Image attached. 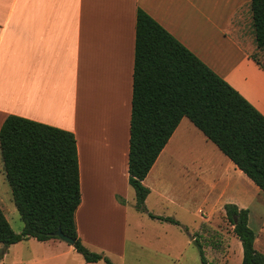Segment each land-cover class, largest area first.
Wrapping results in <instances>:
<instances>
[{"label": "crops", "instance_id": "1", "mask_svg": "<svg viewBox=\"0 0 264 264\" xmlns=\"http://www.w3.org/2000/svg\"><path fill=\"white\" fill-rule=\"evenodd\" d=\"M250 3L0 0V129L9 115H17L74 133L82 195L76 225L89 250L117 257L115 263L130 264L126 230L136 195L128 182V154L137 10H144L264 115V68L254 59L258 49ZM186 120L175 137L181 138ZM172 138L144 181L151 191L145 206L148 213L159 217L169 216L158 214L150 205L169 202L162 159H167ZM211 151L222 165L209 170L210 179L204 184L208 193L217 192L218 201L228 197L225 204L243 209L231 189L245 175L218 148L211 147ZM133 191L132 203L127 198H132ZM118 197L127 201L125 205ZM120 215L124 224L121 238L113 235L114 221ZM144 215L149 221H144L142 232L149 251L161 254L159 264H178L182 242H168L167 237L179 226ZM237 240L240 262L243 248ZM23 242L0 245V264H7L12 250L18 253L16 264H106L87 263L60 239ZM23 244L30 245L28 251ZM168 248L175 253L165 254Z\"/></svg>", "mask_w": 264, "mask_h": 264}, {"label": "trees", "instance_id": "2", "mask_svg": "<svg viewBox=\"0 0 264 264\" xmlns=\"http://www.w3.org/2000/svg\"><path fill=\"white\" fill-rule=\"evenodd\" d=\"M258 53L264 52V0H251ZM259 54H257L259 56ZM254 56L264 68V62ZM187 118L264 193V115L228 82L144 10H137L133 92L128 154L129 185L136 208L152 219L180 225L170 217L148 213L150 189L144 181ZM0 155L14 205L24 223L16 233L0 206V245L10 247L34 238L58 239L59 229L87 263L117 264L105 253L89 250L78 235L81 205L79 154L74 133L17 115L0 129ZM121 204L125 200L118 197ZM243 248L241 264H264L255 248L249 210L224 206ZM203 226H208L204 224ZM202 264H209L204 245L195 238Z\"/></svg>", "mask_w": 264, "mask_h": 264}, {"label": "rangeland", "instance_id": "3", "mask_svg": "<svg viewBox=\"0 0 264 264\" xmlns=\"http://www.w3.org/2000/svg\"><path fill=\"white\" fill-rule=\"evenodd\" d=\"M257 54L259 53L257 52ZM258 57L264 62V52ZM186 123L188 124L183 125L179 132L181 138L174 135L175 138H172L173 140L167 149V159L165 161L162 159L164 163L162 165L164 168L162 180L168 185L169 202L163 203L159 207L158 204L150 206L151 208L152 206L155 207L158 214L170 218L175 217L179 220L180 225L176 228V233L169 234L167 237L168 242H182V258L178 264H202L200 251L195 242L196 237H199L200 242L204 245L209 264H241L242 260L239 262L240 256L235 246L234 227L224 210L225 201L228 197L218 201V193H208V188L204 185L210 179L209 170L211 167L222 165L220 157L211 151V147L217 148L211 142L207 144L205 136L188 119ZM0 162V192L2 195L0 204L7 214V219L13 230L20 233L24 223L14 205L12 191L4 173L1 157ZM234 185L235 187L231 189V192L235 189L234 198H237L238 204L243 209L250 211L249 225L256 234L255 248L264 254V193L246 176H243L241 180L238 179ZM131 193L132 198H127V201L133 203L134 191ZM229 194L230 192L227 195L229 196ZM127 201L125 200V203ZM214 202L216 203L214 204ZM144 214L146 213L137 210L135 198L126 230L127 261L130 264L154 262L159 264L161 254L149 251L146 246L147 238L142 230L144 229V221L149 220ZM141 215L144 216V219L140 217ZM204 224L208 226H203ZM123 226V218L120 215L118 220L115 219L114 221V237L121 238ZM237 241L239 243V240ZM22 247L28 251L27 248L30 245L23 244ZM168 249L170 251L165 254L176 251ZM93 252L100 253L101 251ZM17 254V250H12L7 264H16ZM110 258L114 262L118 260L117 257Z\"/></svg>", "mask_w": 264, "mask_h": 264}, {"label": "water", "instance_id": "4", "mask_svg": "<svg viewBox=\"0 0 264 264\" xmlns=\"http://www.w3.org/2000/svg\"><path fill=\"white\" fill-rule=\"evenodd\" d=\"M54 236L57 237L58 239L66 242L69 245H73L74 244V240L72 238H70L69 236L65 235L61 229H59L57 232L54 233Z\"/></svg>", "mask_w": 264, "mask_h": 264}]
</instances>
